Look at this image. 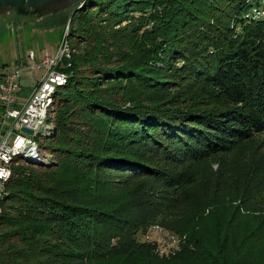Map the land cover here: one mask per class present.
<instances>
[{"label":"trees","instance_id":"1","mask_svg":"<svg viewBox=\"0 0 264 264\" xmlns=\"http://www.w3.org/2000/svg\"><path fill=\"white\" fill-rule=\"evenodd\" d=\"M263 2L87 0L61 14L78 52L58 67L68 80L53 96L56 134L44 142L49 117L34 139L42 160L13 159L0 264H164L139 235L195 177L160 162L184 166L264 134V19L252 15ZM248 161L214 193L210 232L194 226L173 264H264V160Z\"/></svg>","mask_w":264,"mask_h":264},{"label":"rangeland","instance_id":"2","mask_svg":"<svg viewBox=\"0 0 264 264\" xmlns=\"http://www.w3.org/2000/svg\"><path fill=\"white\" fill-rule=\"evenodd\" d=\"M252 13L256 19H264V8H255ZM64 20L63 15H53L38 21L27 17H14L12 13L7 18L2 19L0 23V83L4 81L11 70H21L20 80L18 81L21 90L15 98V106L21 108L33 98L35 89L40 86L46 74L44 67L41 69L35 68L33 61L30 59L31 53L35 54V64H40L46 54H55L60 44H65L68 52V58L61 60L62 63L66 59L69 60L72 50L75 51L74 53L78 52L71 46L69 40L70 21L66 24ZM90 24L96 28L100 21L90 22ZM133 25H135V21H132L127 28L130 30ZM155 66L158 67V64ZM62 83L61 85H64L66 81H62ZM54 93L52 94V101ZM194 94L199 99H204L208 107L219 108L224 104L217 100H208L209 97H204L200 91ZM23 97L25 100L21 99ZM55 110L56 107L51 104L40 113L39 126H41V129L38 133L47 126L48 119L51 117L47 128L43 132V139L46 144L56 134V130L53 132L52 127ZM4 113L5 107L2 111L0 105V118L3 115L2 126L4 125V129L5 127L10 128L12 121L5 120ZM33 143H35L34 140ZM17 155L19 156V154ZM29 156L25 155L27 162H40L42 160L40 145L37 144L33 152L29 153ZM263 157L264 134H257L253 139L230 152L216 153L202 161L189 162L184 166L178 165L176 167H170V164L161 161L160 163L166 173H192L195 182L189 187H180L178 190L166 195L167 200L163 212L151 222L146 233L139 235L140 239L157 244L160 249V260L163 259L164 264H173V258L181 254L188 244V233L194 226H202L203 229L210 232L211 226L216 223L215 214L222 210L213 208L207 211L209 205L219 202L214 193L221 194V190L225 189L224 186L236 184L240 179L238 173L243 170V165L248 160H258L259 158L264 160ZM14 167L12 164L11 168ZM142 183L146 185L147 189H156L154 182L150 180ZM127 264L136 263L130 261Z\"/></svg>","mask_w":264,"mask_h":264},{"label":"built area","instance_id":"3","mask_svg":"<svg viewBox=\"0 0 264 264\" xmlns=\"http://www.w3.org/2000/svg\"><path fill=\"white\" fill-rule=\"evenodd\" d=\"M35 54L31 53L30 59L33 61L35 68L44 67L46 74L40 86H38L26 105L19 108L15 106L16 97L20 92L18 81L20 80L21 70H11V72L0 83V101L5 107L4 119L12 121L10 128L3 126L0 130V187L4 181V174L7 171L8 158L12 151L25 145L29 136L22 132L23 127L35 131L39 125L40 111L43 100H45L48 89L53 87L58 81H67L65 73L58 70L61 60L68 58V52L65 44H60L55 54H46V57L40 64H35ZM61 62V63H60Z\"/></svg>","mask_w":264,"mask_h":264},{"label":"water","instance_id":"4","mask_svg":"<svg viewBox=\"0 0 264 264\" xmlns=\"http://www.w3.org/2000/svg\"><path fill=\"white\" fill-rule=\"evenodd\" d=\"M87 0H0V23L11 13L38 21L53 15L76 13ZM22 132L33 136L34 131L23 127Z\"/></svg>","mask_w":264,"mask_h":264},{"label":"bare ground","instance_id":"5","mask_svg":"<svg viewBox=\"0 0 264 264\" xmlns=\"http://www.w3.org/2000/svg\"><path fill=\"white\" fill-rule=\"evenodd\" d=\"M63 84L62 81H58L57 83L53 84V87L48 89V92L46 94L45 100H43L42 105H41V112H43V110L45 108H47V106H50L51 104H53L52 102V94L55 91V88L57 85H61ZM47 117V116H46ZM43 118V117H42ZM39 125H40V120H39ZM36 128V130L34 131V135L33 136H29L28 141L25 142V145L21 146L20 148H18L17 151H12L9 158H8V163H7V171L4 174V181L2 184V187H0V214L2 212V208H1V200L4 198L5 193H6V188H7V183L9 182L11 176H12V162L13 159L18 156L17 154L21 155V154H28L33 152V149L36 147L35 143H33L34 137L37 136L38 132L41 129V126H39ZM42 125V124H41ZM35 145V146H34Z\"/></svg>","mask_w":264,"mask_h":264},{"label":"crops","instance_id":"6","mask_svg":"<svg viewBox=\"0 0 264 264\" xmlns=\"http://www.w3.org/2000/svg\"><path fill=\"white\" fill-rule=\"evenodd\" d=\"M22 100H25V98H21ZM0 105L2 106V111H4V106L2 105V103L0 102ZM2 122H3V115L2 117L0 118V130H1V126H2Z\"/></svg>","mask_w":264,"mask_h":264},{"label":"flooded vegetation","instance_id":"7","mask_svg":"<svg viewBox=\"0 0 264 264\" xmlns=\"http://www.w3.org/2000/svg\"><path fill=\"white\" fill-rule=\"evenodd\" d=\"M12 14H13L14 17H21V16H17V15H15L14 13H12ZM21 18H22V17H21Z\"/></svg>","mask_w":264,"mask_h":264},{"label":"clouds","instance_id":"8","mask_svg":"<svg viewBox=\"0 0 264 264\" xmlns=\"http://www.w3.org/2000/svg\"><path fill=\"white\" fill-rule=\"evenodd\" d=\"M0 176H3V174H2V173H0Z\"/></svg>","mask_w":264,"mask_h":264}]
</instances>
